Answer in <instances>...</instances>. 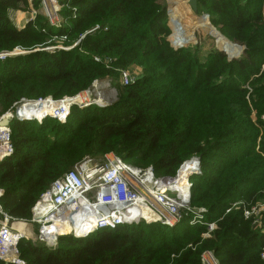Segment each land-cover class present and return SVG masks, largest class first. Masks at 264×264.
<instances>
[{
  "label": "trees",
  "instance_id": "16d2710c",
  "mask_svg": "<svg viewBox=\"0 0 264 264\" xmlns=\"http://www.w3.org/2000/svg\"><path fill=\"white\" fill-rule=\"evenodd\" d=\"M169 2L178 47L192 31L181 22L182 8ZM26 4L0 0V55H8L0 61V114L21 98H74L95 82H118L133 67L142 77L120 85L112 105H74L65 123L19 113L17 119L35 120L10 122L14 152L0 159L3 211L31 220L53 184L89 159H137L155 175H176L198 158L202 174L191 179L190 203L207 209L206 221L218 229L204 239L207 228L188 219L170 228L122 225L60 238L51 249L21 240L18 258L24 264H203L202 255L211 252L218 264H264V219L255 227L242 208L226 214L236 203L264 201V0L199 1L198 14L210 23L201 18L198 25L230 58L203 53L201 43L174 49L166 0H70L77 16L61 27L38 22L19 29L11 14ZM95 26L107 31L87 34L69 51L46 46L54 36L76 42ZM19 49L26 54L13 55Z\"/></svg>",
  "mask_w": 264,
  "mask_h": 264
},
{
  "label": "rangeland",
  "instance_id": "374dc122",
  "mask_svg": "<svg viewBox=\"0 0 264 264\" xmlns=\"http://www.w3.org/2000/svg\"><path fill=\"white\" fill-rule=\"evenodd\" d=\"M27 1H28V5L27 4L23 5L20 9L14 11L11 14L13 16L14 20H17L15 22H16V25L19 29L25 28L27 23H38V22H40V23L47 22L48 26L53 27L54 29H57V28L61 27L62 24H65L66 21L68 22L69 18L74 19V17L77 16V10L75 8L70 7V4H69L70 0H59L62 4L61 16H60V20L61 19L62 20L60 23L57 22L55 26H52V24L49 23V21H48V14H47L45 3L48 4V11L51 15V14H53L54 9H56L55 0H27ZM35 4H36V6H35ZM166 4H167L168 11H170L171 10L170 9L171 8L170 2L166 0ZM178 5L180 7H182V9L180 11V13H182L181 22L183 23L184 26L188 27V30L192 31V39L190 41L186 42L185 45H181V47H174V46H172V47L174 49H181V48H185L188 46H193V45L195 46L198 43H201V45L204 47L203 53H206L207 51H209L211 49L216 50V51L218 50V51L224 53V50L218 45L216 37L210 31H208L205 28H203L202 26L198 25L197 20L204 18V15H201V14H198V15L195 14L194 15V13H192L189 2H186L185 5L184 4L180 5V3H178ZM186 6L189 9H187ZM189 12H191L192 13L191 15H193L194 17L191 16L189 14ZM67 13H68V16H67V18H65V14H67ZM185 14L187 15V17ZM196 16H198V17H196ZM17 17L22 18V19L24 18V19L22 21L20 20L21 21L20 22V21H18ZM208 21L210 23L209 17H208ZM168 27L170 29H172L170 17H169ZM214 29L217 33H219L216 30V28H214ZM105 30H106V28H101L100 26H95L91 31H89V33H85V34L81 35L76 42L71 41L67 36L66 37L54 36L53 38H50L48 40V42L46 43V46L49 47L50 49L69 51V50L75 48L76 46L81 45L82 41L85 39L87 34H92V33L98 34L99 32H102ZM173 33H174V31L172 29V33L169 37L170 41H171V37H172ZM233 45H235V44H233ZM15 51H14L13 55H19L18 54L19 52L24 53L23 55L26 54L21 49L17 50L16 52ZM13 55L11 57H17V56H13ZM240 57H242V52L240 53L239 56L234 57L233 59H238ZM228 58H229V56H228ZM93 59L96 62L100 61L96 57H93ZM124 73H128L130 75V80L131 81L133 80V82L136 79L142 77V70H141V68H138V67H133L129 70L121 71L120 80H121V77ZM120 80L118 82H116L112 79H105V80H102L100 82H95L93 84V87L91 88V90H88L87 92H84V93L77 95V96H81V97L76 96L74 98H64L62 100H56L53 96H49L42 101L41 100L31 101L30 99L21 98L20 100L16 101L11 108L3 111L4 113L0 114V117L4 114L11 113L14 110L20 109L23 105H30L32 103L35 104V103H40V102H43L42 104L46 106L45 112L42 113L41 115H38L39 111H40L39 109H37V110L35 108L30 109V107H26V108L22 109V112H20V113H23L26 116L37 117V118L42 119L44 116L50 115L52 113L54 105H57V104L61 103L62 101L64 103H67V101H76L77 102L76 105H78L79 107H82V108L90 106V105H99L100 107H106V106L112 105L113 103L116 102L117 96H118L117 89L120 87V85H122ZM101 86H104V87L101 88ZM97 87H99V88L97 89ZM65 100H67V101H65ZM254 115H255V113H254ZM263 117H264V115H263ZM45 118H52V117H45ZM52 119H55V118H52ZM38 120H40V119H38ZM9 121L10 120H8V119L3 121V124L6 128H7V126L8 127L10 126ZM66 121H67V119H66ZM38 122L41 123L42 120L38 121ZM5 127L0 126V133L6 131ZM10 129H11V126L9 128H7V132H5L2 135V137L9 138V136L11 135ZM261 140H262V142H264V131L261 133V137L259 139V142ZM112 158L116 159V156H113ZM109 159L111 160V156L108 158L98 157V158H93L92 160H90V162L93 165L104 164ZM81 163L82 162L78 163L77 165L80 166ZM123 164H126V166L128 168L132 169V173L124 174L123 181L127 185V188H123L121 190V194L123 196H125V193L127 191H130V193L139 192V195L142 196L143 190L146 186L155 188L158 184L168 185V184H170L169 183L170 180H174L177 178V174L172 175V174L167 173V174L155 175L152 171H151V173L146 174L145 170L141 167V165L139 164L137 159H135L133 161H127V162L125 161V162H123ZM196 176H200V175H196ZM190 184H191V182H190ZM0 191H2L3 195L6 193L4 188H0ZM173 193L178 195V193L176 191H174ZM263 193H264V191H263ZM169 195H171V194H169ZM80 197L82 199V196H80ZM170 198H171L170 202H167V204L162 205L161 207H157L155 203H153L152 201H150L146 198L143 199L142 197L139 198L138 204L137 203L131 204V206H135L139 210L141 209L140 212H141L142 218H141L140 222L135 224V225H139L142 223H145L147 225H151V224L162 225L161 223H159L157 221L158 218H164V217L170 216V215L174 216V215L179 214V213L184 214L186 212L187 208L182 209L180 207H177L176 206V201H177L176 198H174L173 195H171ZM81 199L77 198L76 200H72L70 202L69 206L67 203L66 206H64L62 208V210H59L58 213H56L54 215V217L47 220V222L48 221L51 222L50 224L52 225V229H51V227H49V229L47 231H45L44 233L41 232L39 225H37L38 223L34 222V221H42L43 220V218L39 215V213H37V211L33 212L34 216L37 218V220L35 219L34 221L33 220L28 221L25 219L13 217V216L5 213L3 211V209L0 208V227L1 226L6 227V228H0V235L4 236L6 238H11L13 240V242H16V241L18 242L19 237L22 236L23 239L28 238L26 241L34 243L35 242V236L40 235L42 233L41 236L43 237V239H42L43 242L39 244V247H45L48 244L49 239H50V242H56L60 238L69 237L70 235L68 233V228L71 227L72 230L70 232H73L74 227L67 224V222L65 220H63L62 216L68 217V214H76V213L82 212V215L78 216L77 221L79 223L80 220L82 222L83 216H85V215L87 216L89 214H94V211H96V210H93V211L85 210V204L80 202ZM263 203H264V201H258L257 203H251V204L256 205V204H263ZM184 205L187 206V202H185ZM0 206H1V204H0ZM120 206H125V204H121ZM194 208H196V207H194ZM102 210H104V209L102 208ZM59 212L62 213L63 215L59 214ZM48 213H50V210L45 211L42 215L46 216V215H48ZM93 216L90 218L91 221H94ZM46 226H48V225H46ZM16 227H22L28 231L20 233V232L15 231ZM167 227H169V226H167ZM12 230H14L15 232ZM55 234H57V235H55ZM70 238H71V236H70ZM13 246H14V244H12V242L10 245L7 242L5 243L4 241L0 242V257L4 258L6 260V262L15 261V263H20L17 259L19 253H18L16 247L13 248ZM206 254H207V252H205L202 255L203 264H207L204 260V256ZM215 261L218 263L216 258H215Z\"/></svg>",
  "mask_w": 264,
  "mask_h": 264
},
{
  "label": "built area",
  "instance_id": "2783aa9c",
  "mask_svg": "<svg viewBox=\"0 0 264 264\" xmlns=\"http://www.w3.org/2000/svg\"><path fill=\"white\" fill-rule=\"evenodd\" d=\"M55 2H56L55 4L56 9H54L53 14L51 15L48 11V4L45 3L47 14H48V21L49 23L52 24V26H55L57 22L60 23L62 20V19L60 20L62 4L59 0H55ZM187 2H190V0H188ZM167 13H168V17H170V11L167 10ZM74 18H76V16ZM105 31H107V29ZM171 32H172V29H171ZM63 37H66V36H63ZM169 42L171 43V46H173L172 40L171 41L169 40ZM185 44L186 42L182 43L181 45H185ZM181 45H179L178 47H181ZM225 53L227 52L225 51ZM7 58H8V55L6 54L0 55V61H5ZM120 82L122 86H126V85L133 83V80L132 81L130 80V75L128 73H124L121 77ZM40 103H43V102H40ZM66 104L68 105V107H67V111L65 115L63 117L55 118L59 120L61 123H65L67 117L70 115L71 108L74 105H76L77 102L67 101ZM19 110L20 109H18V111ZM16 112H14L13 114H16ZM10 117L12 116L10 115ZM1 118L2 117H0V119ZM262 119L264 121V117H262ZM12 120L13 119H10V122H12ZM18 120L28 121V120H21V119H18ZM10 126H11V123H10ZM263 131L264 130H262V132ZM6 132H7V129H6ZM4 133L5 132L0 133V154L3 155L4 159H6L13 155L14 149H13V146L10 140L11 135L9 136V138H4L2 137ZM257 150H259V147L257 148ZM90 160L92 159L82 162L81 165L79 164L80 166L77 165L74 168V170L69 172L63 179L55 182L52 188L50 189V191L44 194L42 199L36 204V206L33 209V212L37 211V213H39V215L43 218V220L34 221L35 219L37 220V218L34 216V213H33V218L31 219V221L33 220L34 222L38 223L37 225H39L41 232L44 233L45 231L49 229V227H51L52 229V225L50 224V221L47 222V220L54 217V215L58 213L59 210H62V208L66 206L67 203L69 205V200L73 199L74 195H76V193L78 192L88 194V196L81 199L80 202L85 204V210H88V211L97 210L98 218L96 219V221H91L90 218L94 214H89L87 216L85 215L82 217V222L81 220L79 221L80 225H78L77 224L78 216L82 215V212L76 213V214H68V217L62 216L63 220H65L69 224H72V226L74 227V230H73L74 238H85L89 236L90 234H93L95 231H99V230L106 229V228L115 229L118 226L133 225V224L139 223L142 216L141 214H138L135 217L132 215L131 210L137 209V208L135 206H131V204H136V203L138 204L139 198L141 197L143 199L146 198L152 201L153 203L156 204L157 207H161L162 205L167 204V202H170L171 198L164 201L162 199L163 197L162 194H158L157 196H151L150 193H147V195L145 196H140L139 192L130 193V191H127L125 193V196H123L121 194V190L123 188H127V185L123 181L124 179L123 177H124V174L132 173V169L128 168L127 170H125L124 168L125 167L127 168L126 164H123V161L119 159H117L114 162L110 161L104 164H96V165H93L90 162ZM186 164L192 165L191 168H193L192 169L193 173H195L194 176L202 174L200 160L198 158H193L191 161L185 162L180 167L179 171L177 172V178H179L180 171ZM144 170L146 174L151 173V171L153 172L152 168L144 169ZM191 178L188 177L187 179V184L190 190L192 187V185L190 184ZM160 187L161 186H159L158 184L155 188H160ZM145 188L143 192L145 191ZM68 190H71L69 198L67 197ZM170 196L171 195H169V197ZM190 196H191V193H190ZM190 196L188 195L186 198H183V199H181L177 195L173 196L177 200L176 201L177 207H180L182 209L187 208L184 214L179 213L174 216L170 215L164 218H158L157 221L161 223L162 225H166L169 227H175L188 219L191 226H205L207 228V233L203 234L202 236L204 239H209L212 237V234L214 233V231L218 229V224L217 222H207L206 215L208 213V210L205 208L192 207L190 203ZM0 198H1V194H0ZM185 202H187V206L184 205ZM121 204H125V206H120ZM117 207L121 208V211H118L120 215L117 216L118 217L117 219L113 218L114 215L110 216L109 218H103L100 214L104 210L114 212V210ZM0 208L2 209L1 206ZM102 208L104 210H102ZM240 208H242L244 218L246 220H252L253 225L255 227H257L261 223V221L264 219V203L256 204V205H253L251 203H246V202L236 203L232 206V208L226 211V214L230 213L232 209H240ZM47 210H50V213H48V215L46 216H43L42 214ZM59 214H62V213L59 212ZM90 231H93V232H90ZM41 235L42 233L40 235L35 236V242H34L35 244L43 242L42 240L43 237ZM77 235H80V237H77ZM9 239L10 241H12L11 238L4 237L3 240L0 239V242L4 241L5 243L6 242L8 243ZM27 239H23L22 236H20L18 239V242L21 240L26 241ZM16 242H14L13 248L16 247V244L18 243ZM58 242L59 240L57 242H50V239H49L46 247L48 249L55 248ZM8 244L10 245L11 242H9ZM261 258L264 259V248L261 253ZM0 259L6 262L4 258L0 257ZM17 259L20 263H15V261H8V262H12L15 264H24L18 257ZM204 260L207 264H218L215 261L213 254L210 252H207V254L204 256Z\"/></svg>",
  "mask_w": 264,
  "mask_h": 264
},
{
  "label": "bare ground",
  "instance_id": "6f19581e",
  "mask_svg": "<svg viewBox=\"0 0 264 264\" xmlns=\"http://www.w3.org/2000/svg\"><path fill=\"white\" fill-rule=\"evenodd\" d=\"M175 1V3L178 5V3H180V5H182V4H184L185 5V3L188 1V0H174ZM179 6V5H178ZM182 8V7H181ZM186 8L187 9H189L187 6H186ZM103 85V84H102ZM99 86V85H98ZM100 87V86H99ZM99 87H97V89L99 88ZM104 86H101V88H103ZM100 88V89H101ZM26 107H30V109H32V108H35L36 110L37 109H39L40 111H39V114L38 115H41L42 113H44L45 112V109H46V106L45 105H43V104H33V105H23L21 108H20V110L16 113V114H13V113H8V114H6V115H4V116H2V118L0 119V126H2V127H5L4 126V124H3V121L4 120H6V119H8V120H10V119H15V120H18L17 119V117L16 116H18V114L20 113V112H22V109H24V108H26ZM67 107H68V105L66 104V103H59V104H57V105H54V108H53V110H52V113L50 114V115H48V116H44L42 119H40V120H38V121H41V120H43L45 117H52V118H58V117H63L64 115H65V113H66V111H67ZM69 109V108H68ZM10 115L12 116V117H10ZM21 120H28V121H33V120H35V119H21ZM36 120V121H37ZM9 123H10V121H9ZM9 125V124H8ZM6 128V127H5ZM7 128H8V126H7ZM6 128V129H7ZM4 132H6V131H4ZM3 133V132H2ZM2 158H4L3 157V155L2 154H0V159H2ZM192 167V165H189V164H186L183 168H182V170L180 171V175H179V178H177V179H174V180H170V184H168V185H163V184H159V186H161L160 188H151V187H149V186H147L146 188H145V191L142 193V196H145V195H147V193H150V195L151 196H157L158 194H162L163 195V197H162V199L164 200V201H166L167 199H169L170 197H169V194H171V195H176V194H174L173 192L174 191H176L177 193H178V197H180L181 199H183V198H186L188 195L190 196V189H189V186H188V184H187V179H188V177L189 178H191L192 176H194V174L195 173H193V168H191ZM125 170H127L128 169V167L126 168H124ZM124 171V170H123ZM70 193H71V190H68L67 191V197L69 198V196H70ZM59 195V194H58ZM80 196H82V199L83 198H85V197H87L88 196V194L87 193H81V192H78V193H76V195H74V197H73V199H70L69 200V205H70V202L72 201V200H76L77 198L78 199H81V197ZM168 196V197H167ZM81 201V200H80ZM58 203V202H57ZM68 205V206H69ZM118 208V209H117ZM115 210H114V212H111V211H107V210H104V211H100L101 213V216L103 217V218H109L110 216H112V215H114L113 216V218H115V219H117L118 217V215H120V213H118V211H121V208L120 207H117ZM141 210V209H140ZM140 210L139 209H132L131 211H132V215L135 217V216H137L138 214H141V212H140ZM88 211V210H87ZM93 211V210H92ZM98 213H97V210L96 211H94V216H93V220L94 221H96V219L98 218ZM142 218V217H141ZM51 223V222H50ZM67 224H69V223H67ZM78 225H80L79 223H77ZM69 225H71L72 226V224H69ZM72 230V228L70 227V228H68V233H69V235L71 236V237H74V233L73 232H70ZM74 230V229H73ZM66 231V230H65ZM90 232H93V231H90ZM90 232H89V234H90ZM77 237H80L79 235H77ZM3 238H4V236H1L0 235V239L1 240H3ZM6 238V237H5ZM12 240V239H11ZM9 242H12V244H14V242H13V240L12 241H10V239H9ZM8 242V243H9Z\"/></svg>",
  "mask_w": 264,
  "mask_h": 264
},
{
  "label": "water",
  "instance_id": "95a60500",
  "mask_svg": "<svg viewBox=\"0 0 264 264\" xmlns=\"http://www.w3.org/2000/svg\"><path fill=\"white\" fill-rule=\"evenodd\" d=\"M200 0H190L189 2V5L191 7V10L194 14L198 15V3H199ZM204 18H207L208 19V16L207 15H204ZM211 25V24H210ZM225 52V51H224ZM34 103L30 104V105H33ZM35 104H42V103H35ZM18 112V110H17ZM16 112V113H17Z\"/></svg>",
  "mask_w": 264,
  "mask_h": 264
},
{
  "label": "crops",
  "instance_id": "0c3cea01",
  "mask_svg": "<svg viewBox=\"0 0 264 264\" xmlns=\"http://www.w3.org/2000/svg\"><path fill=\"white\" fill-rule=\"evenodd\" d=\"M185 15H186V14H185ZM186 17H187V15H186ZM17 19H18V21H20V20L22 21L24 18L22 19V18L17 17ZM15 21H17V20H15ZM21 21H20V22H21ZM225 54L228 55L227 53H225ZM229 58H230V57H229Z\"/></svg>",
  "mask_w": 264,
  "mask_h": 264
}]
</instances>
